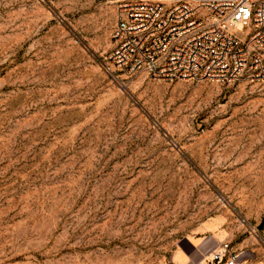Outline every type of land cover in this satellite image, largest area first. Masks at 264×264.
<instances>
[{
  "label": "rangeland",
  "instance_id": "374dc122",
  "mask_svg": "<svg viewBox=\"0 0 264 264\" xmlns=\"http://www.w3.org/2000/svg\"><path fill=\"white\" fill-rule=\"evenodd\" d=\"M113 0H0V264H264V82L115 75Z\"/></svg>",
  "mask_w": 264,
  "mask_h": 264
},
{
  "label": "built area",
  "instance_id": "2783aa9c",
  "mask_svg": "<svg viewBox=\"0 0 264 264\" xmlns=\"http://www.w3.org/2000/svg\"><path fill=\"white\" fill-rule=\"evenodd\" d=\"M112 75L155 81L264 82V0H113ZM207 264H260L218 242Z\"/></svg>",
  "mask_w": 264,
  "mask_h": 264
},
{
  "label": "bare ground",
  "instance_id": "6f19581e",
  "mask_svg": "<svg viewBox=\"0 0 264 264\" xmlns=\"http://www.w3.org/2000/svg\"><path fill=\"white\" fill-rule=\"evenodd\" d=\"M217 243H218V242H216V244H215L214 246H216V245H217ZM214 246H213V247H214ZM211 249H212V248H211ZM211 249H209V250L207 251V253H209Z\"/></svg>",
  "mask_w": 264,
  "mask_h": 264
}]
</instances>
